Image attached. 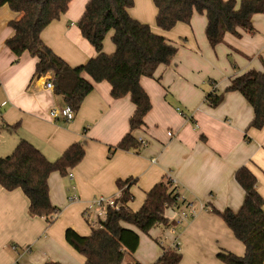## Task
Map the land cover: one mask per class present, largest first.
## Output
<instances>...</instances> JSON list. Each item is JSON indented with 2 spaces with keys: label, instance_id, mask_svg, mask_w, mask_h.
<instances>
[{
  "label": "crops",
  "instance_id": "1",
  "mask_svg": "<svg viewBox=\"0 0 264 264\" xmlns=\"http://www.w3.org/2000/svg\"><path fill=\"white\" fill-rule=\"evenodd\" d=\"M88 1L72 0L41 33L43 41L73 67L96 55L77 24ZM129 13L178 47L171 64L161 65L154 77L141 78L152 108L145 125L132 132L137 141L140 137L145 141H138V150L116 148L130 130L135 105L130 96L114 99L107 81L94 84L71 121L50 116L52 108L66 105L65 100L46 88L51 72L34 76L36 57L26 51L15 61L6 41L14 34L10 22L19 14L8 5L0 7V157L11 154L20 140L33 143L52 161L75 142L86 150L68 175L56 171L49 177L51 201L60 208L52 224L29 214V199L20 188L9 191L0 185V264H84L85 257L66 241L67 228L89 235L94 228L91 219H96L93 210L90 218L86 215L91 200L117 197L121 193L117 181L129 178L136 180L128 203L134 211L165 179L177 186L186 203L167 209L170 223L158 224L149 233L124 224L140 235L139 248L125 258L126 264L134 260L153 264L168 248L182 254L179 264H224L218 258L222 249L245 254V245L210 207L240 209L245 192L235 174L244 165L255 173L264 198V126L251 127L253 107L240 92L226 91L234 77L264 71V13L253 15V31L227 33L214 47L206 35L205 14L195 12L190 23L163 30L157 25L153 0H135ZM112 35L104 41L107 54L115 51ZM212 91L224 92L215 108L206 103ZM187 203L198 212L178 222Z\"/></svg>",
  "mask_w": 264,
  "mask_h": 264
},
{
  "label": "trees",
  "instance_id": "2",
  "mask_svg": "<svg viewBox=\"0 0 264 264\" xmlns=\"http://www.w3.org/2000/svg\"><path fill=\"white\" fill-rule=\"evenodd\" d=\"M72 0H0V7L8 5L19 17L10 22L14 34L6 44L16 55L28 51L38 59L34 76L53 74L54 92L61 95L66 105L78 112L84 99L94 89V84L107 81L111 96L120 99L130 96L135 111L130 118V130L116 148L130 150L140 148L133 131L145 125V117L152 108L150 97L141 85L142 77H154L161 65L172 63L178 47L165 36L155 33L151 26L133 18L129 9L135 0H89L78 21L82 35L95 48L96 55L80 66L69 65L42 39V31L59 19ZM157 6V25L171 30L177 23H190L195 12L207 18L206 35L214 47L224 41L227 33L236 36L241 30L253 31L252 17L264 13V0H153ZM113 32V54L104 51L106 36ZM85 75L89 76L87 78ZM226 91H238L254 110L251 127L264 126V71L249 70L231 80ZM224 92L212 91L206 95L210 107L219 106ZM0 125V129H1ZM85 146L73 143L62 155L52 161L28 140H20L11 154L0 157V185L6 190L20 188L29 199V214L44 217L52 224L60 212L50 197L49 177L53 172L66 176L71 168L85 157ZM235 179L245 192L238 211H221L211 206V211L222 217L235 237L245 245L240 256L226 249L218 258L224 264H264V198L258 190L255 173L248 166H241ZM135 179H119L118 207L107 209L101 226L92 228L83 236L69 227L66 241L85 257L84 264H126L125 258L133 256L140 244L139 232L125 226L130 224L143 233L158 224L168 225L166 210L180 208L186 199L177 191L170 179L157 183L148 191L141 208H130V186ZM182 254L168 248L153 264H179ZM46 264H63L49 261ZM128 264H143L134 260Z\"/></svg>",
  "mask_w": 264,
  "mask_h": 264
},
{
  "label": "built area",
  "instance_id": "3",
  "mask_svg": "<svg viewBox=\"0 0 264 264\" xmlns=\"http://www.w3.org/2000/svg\"><path fill=\"white\" fill-rule=\"evenodd\" d=\"M45 86H46V88L54 89V83L52 81V78H50L46 81ZM50 116L54 120L59 118V117H64L67 121H71L74 118L75 113L71 109L70 106L65 105L62 108H57V107L52 108L50 110ZM1 118H2V113L0 111V120H1ZM168 134H169V136H172L173 132L169 131ZM138 141L142 144L145 142L144 139L141 137L138 139ZM120 194L121 193H119V195H117V197H109V196L100 195V196L94 197L91 200L89 208L86 211V215L88 218H90L91 215L89 213L91 210H93L96 213V219L95 220L91 219L92 225L94 227L101 226V221L106 219L107 209L109 207H116V208L118 207L116 199L118 197H120ZM197 212H198V209L196 207H194V205L192 203H187L186 209L181 211L179 214L178 222H182L188 217H194L197 214ZM101 218H102V220H101Z\"/></svg>",
  "mask_w": 264,
  "mask_h": 264
}]
</instances>
